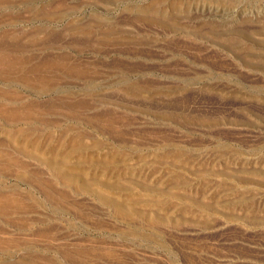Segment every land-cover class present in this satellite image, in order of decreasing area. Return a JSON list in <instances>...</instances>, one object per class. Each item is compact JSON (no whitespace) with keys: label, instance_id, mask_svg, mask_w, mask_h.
I'll list each match as a JSON object with an SVG mask.
<instances>
[{"label":"rangeland","instance_id":"1","mask_svg":"<svg viewBox=\"0 0 264 264\" xmlns=\"http://www.w3.org/2000/svg\"><path fill=\"white\" fill-rule=\"evenodd\" d=\"M0 264H264V0H0Z\"/></svg>","mask_w":264,"mask_h":264}]
</instances>
